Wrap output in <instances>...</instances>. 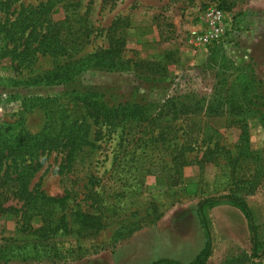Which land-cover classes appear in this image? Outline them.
Here are the masks:
<instances>
[{
  "label": "rangeland",
  "instance_id": "1",
  "mask_svg": "<svg viewBox=\"0 0 264 264\" xmlns=\"http://www.w3.org/2000/svg\"><path fill=\"white\" fill-rule=\"evenodd\" d=\"M18 1L37 5L45 0ZM74 2L81 10L91 2L92 38L83 55L108 48L107 29L123 21L119 29L125 37L126 69H91L59 85L12 88L0 83V127L20 123L38 134L46 124L48 101L74 104L84 95L115 105H163L179 98L190 112L198 106L200 111L119 126L91 119L99 148L76 158L80 195L75 204L88 195L87 189L99 188L105 228L87 234L74 227L42 237L24 230L14 213L0 214V264H189L206 247L197 216V205L205 199L213 200L205 208L212 240L205 264H264V254L252 256L255 238L264 250V0ZM217 3L235 23L227 50L205 47L198 38L203 15ZM63 18L62 9L53 15L55 21ZM4 47L0 41V67L8 59ZM55 64L40 55L33 66L18 71L32 77ZM13 95L39 101L23 111ZM167 127L169 140L163 145L157 135ZM185 143L190 145L185 153L189 164L176 173L172 158ZM204 154L207 161L199 164ZM54 155L33 184L61 197L64 181L47 168ZM230 196L245 200L251 221ZM89 204L86 200L83 209ZM9 205L14 204L5 207Z\"/></svg>",
  "mask_w": 264,
  "mask_h": 264
},
{
  "label": "trees",
  "instance_id": "2",
  "mask_svg": "<svg viewBox=\"0 0 264 264\" xmlns=\"http://www.w3.org/2000/svg\"><path fill=\"white\" fill-rule=\"evenodd\" d=\"M18 2L0 0V41L5 43L4 48L8 54L6 63L0 67V83L4 86L30 88L59 85L71 83L91 69L112 72L126 69L127 63L122 59L125 37L119 29L123 21L117 20L107 29V37L110 39L108 48L83 55L82 50L92 38L89 20L91 2L85 10H81L82 6L74 0H45L37 5ZM60 9L64 10V18L55 21L53 15ZM40 55L55 60V66L32 77H26L18 71L33 66ZM5 72L10 74L3 75ZM11 99L20 100L23 111L34 109V102L39 101L38 98L17 95ZM59 99L48 101L50 107L46 109V124L38 134L30 133L20 123L13 127L11 124L0 127V214L14 213L19 217L24 230L42 237L74 227L87 234L105 228L103 216L98 209L104 208V192L99 188L87 189L88 195L79 205L75 204L80 195V187L75 185L78 176L76 158L86 149L99 148L95 144L99 133L93 132L91 119L95 123L119 126L153 123L166 118L173 120L200 111L198 106L190 112L186 102L179 98L170 99L163 105H115L94 95L77 96V103L74 104H66ZM164 129L157 135V142L160 140L163 145L168 142L170 132L169 127ZM187 149H190L189 143L183 144L179 153L172 158L176 173L189 164L185 156ZM53 154V162L47 168L48 171L52 168L50 172L58 174L64 181V195L61 197L47 195L40 183L33 184L36 175ZM207 157L204 154L199 164L206 162ZM229 199L251 221V210L245 200L234 196ZM86 200H90V204L84 210L82 204ZM212 201L201 200L197 205V216L206 236V247L189 264H205L210 256L212 240L205 208ZM8 203L14 205L5 207ZM250 226L252 231H256L251 223ZM261 245L255 238L254 258L264 254V250L260 251ZM152 264L182 263L164 260Z\"/></svg>",
  "mask_w": 264,
  "mask_h": 264
},
{
  "label": "built area",
  "instance_id": "3",
  "mask_svg": "<svg viewBox=\"0 0 264 264\" xmlns=\"http://www.w3.org/2000/svg\"><path fill=\"white\" fill-rule=\"evenodd\" d=\"M202 22L203 27L198 37L200 42L205 47L221 45L227 50V36L230 32H235V23L227 17L221 4L212 5L203 15Z\"/></svg>",
  "mask_w": 264,
  "mask_h": 264
}]
</instances>
